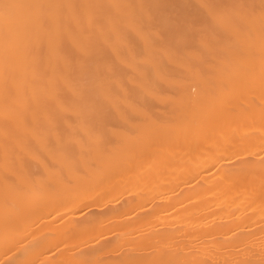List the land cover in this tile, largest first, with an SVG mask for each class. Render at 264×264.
I'll list each match as a JSON object with an SVG mask.
<instances>
[{
  "label": "bare ground",
  "instance_id": "bare-ground-1",
  "mask_svg": "<svg viewBox=\"0 0 264 264\" xmlns=\"http://www.w3.org/2000/svg\"><path fill=\"white\" fill-rule=\"evenodd\" d=\"M0 264H264V0H0Z\"/></svg>",
  "mask_w": 264,
  "mask_h": 264
}]
</instances>
